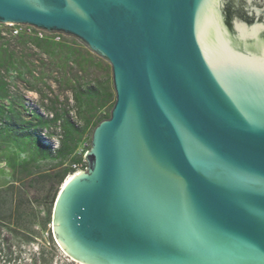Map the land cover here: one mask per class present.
Returning a JSON list of instances; mask_svg holds the SVG:
<instances>
[{
    "label": "water",
    "instance_id": "1",
    "mask_svg": "<svg viewBox=\"0 0 264 264\" xmlns=\"http://www.w3.org/2000/svg\"><path fill=\"white\" fill-rule=\"evenodd\" d=\"M0 24L79 40L116 102L65 181L76 264H264V0H0Z\"/></svg>",
    "mask_w": 264,
    "mask_h": 264
},
{
    "label": "rangeland",
    "instance_id": "2",
    "mask_svg": "<svg viewBox=\"0 0 264 264\" xmlns=\"http://www.w3.org/2000/svg\"><path fill=\"white\" fill-rule=\"evenodd\" d=\"M11 31L0 24V189H26L12 264H29L52 235V198L64 184L54 185L57 177L65 182L86 169L93 131L110 118L116 93L110 63L76 38L58 43ZM4 199L0 213L8 215ZM0 226V237H9ZM55 262L76 264L59 248Z\"/></svg>",
    "mask_w": 264,
    "mask_h": 264
},
{
    "label": "trees",
    "instance_id": "3",
    "mask_svg": "<svg viewBox=\"0 0 264 264\" xmlns=\"http://www.w3.org/2000/svg\"><path fill=\"white\" fill-rule=\"evenodd\" d=\"M57 181L54 185L64 183L65 175L58 176ZM3 195H8L9 199H4V203H9L10 209L8 215H2L0 213V224L6 226L10 232L9 237H0V253L4 254L5 259L3 264H12L18 261V255L14 252V248L18 245L15 242V236L19 230V213L21 211V203L26 200V189L24 187L17 186L15 183H10L5 188L0 189V198ZM58 194L53 195L52 202L55 204ZM23 200V201H22ZM54 208V206H53ZM53 214V211H52ZM3 228L0 226V232ZM58 246L56 245L54 239L51 237L48 239V246L44 245L39 247V251L31 259L29 264H70L66 262H55V257L57 255ZM2 264V263H1ZM28 264V263H20Z\"/></svg>",
    "mask_w": 264,
    "mask_h": 264
},
{
    "label": "built area",
    "instance_id": "4",
    "mask_svg": "<svg viewBox=\"0 0 264 264\" xmlns=\"http://www.w3.org/2000/svg\"><path fill=\"white\" fill-rule=\"evenodd\" d=\"M3 25V24H1ZM8 26H11L12 28V31H11V34L12 36H15V37H18V36H34V37H38V38H41V39H51L53 40L54 42H63L65 38H68L67 36L63 35V34H49V33H46L44 31H41V30H38L32 26H29V25H8ZM77 168V167H75ZM81 171H84V170H77L76 172H74V174H77ZM73 174V175H74Z\"/></svg>",
    "mask_w": 264,
    "mask_h": 264
},
{
    "label": "bare ground",
    "instance_id": "5",
    "mask_svg": "<svg viewBox=\"0 0 264 264\" xmlns=\"http://www.w3.org/2000/svg\"><path fill=\"white\" fill-rule=\"evenodd\" d=\"M73 175H71L66 181H69L70 178H72Z\"/></svg>",
    "mask_w": 264,
    "mask_h": 264
}]
</instances>
